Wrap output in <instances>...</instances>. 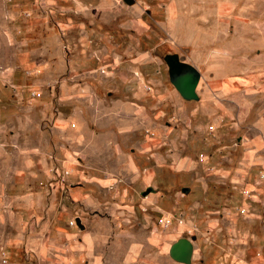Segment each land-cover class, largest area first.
I'll return each mask as SVG.
<instances>
[{
  "label": "rangeland",
  "instance_id": "obj_1",
  "mask_svg": "<svg viewBox=\"0 0 264 264\" xmlns=\"http://www.w3.org/2000/svg\"><path fill=\"white\" fill-rule=\"evenodd\" d=\"M0 91V264H264V0H0Z\"/></svg>",
  "mask_w": 264,
  "mask_h": 264
},
{
  "label": "water",
  "instance_id": "obj_2",
  "mask_svg": "<svg viewBox=\"0 0 264 264\" xmlns=\"http://www.w3.org/2000/svg\"><path fill=\"white\" fill-rule=\"evenodd\" d=\"M127 4H131L133 0H123ZM168 55H164L163 59L165 60ZM167 77L169 83L178 93V95L184 100H196V85L199 79V73L195 67L191 64L180 62L176 71H167ZM185 187L181 188V191H185ZM149 189H146L142 192V195L146 194ZM194 239V236L190 238L179 237L176 240L172 241L169 244L167 253L168 256L178 262L183 264H189L192 255V243L191 240Z\"/></svg>",
  "mask_w": 264,
  "mask_h": 264
},
{
  "label": "crops",
  "instance_id": "obj_3",
  "mask_svg": "<svg viewBox=\"0 0 264 264\" xmlns=\"http://www.w3.org/2000/svg\"><path fill=\"white\" fill-rule=\"evenodd\" d=\"M219 6H220V4H219ZM219 6L217 7V8H219ZM220 11H219V9H217V14H220L219 13ZM216 13V12H215ZM219 22H221V21H219ZM219 22H216L215 24H213L212 25V28H211V31H212V33H210L209 32V30H204V27L202 26L201 27V30H200V27H199V31H198V36L200 37H202V41L204 40V39H208L209 38V36H212V40L213 41H216L217 39L218 40H220V41H222L223 40V37L224 36H226V35H231L232 33H235L236 31H234V30H231V25H225L224 27H223V25L225 24V23H219ZM244 28H243V30L241 29V30H238L237 31V35H239V36H242L243 35V37H244V39L246 38V37H249V39H248V41H250L251 39H250V37L252 36V25H251V20H249V24L247 25V26H245V22H244ZM204 42V41H203ZM248 45H250V43H248ZM197 71H198V73H199V79H200V74H201V72H200V69H199V65H197V69H196ZM199 79H198V81H199ZM198 83V82H197ZM197 86V85H196ZM2 93L3 92H1L0 91V95L2 96ZM2 99V98H1ZM183 188V187H182ZM186 188V187H185ZM185 191H186V189H185ZM249 205H250V200L249 199H246V198H244L243 196H242V198H241V200H240V202H239V205L237 206V210H238V208L239 207H243V208H248L249 207ZM248 211V210H247ZM247 212H244V213H242V214H246ZM241 214V213H240ZM195 238V237H194ZM192 241V240H191ZM193 251V250H192Z\"/></svg>",
  "mask_w": 264,
  "mask_h": 264
},
{
  "label": "flooded vegetation",
  "instance_id": "obj_4",
  "mask_svg": "<svg viewBox=\"0 0 264 264\" xmlns=\"http://www.w3.org/2000/svg\"><path fill=\"white\" fill-rule=\"evenodd\" d=\"M169 55L170 56L165 57L166 59L164 60V62L166 64L167 71L173 72L177 70L178 65L181 61L177 59V56L175 54H169Z\"/></svg>",
  "mask_w": 264,
  "mask_h": 264
},
{
  "label": "built area",
  "instance_id": "obj_5",
  "mask_svg": "<svg viewBox=\"0 0 264 264\" xmlns=\"http://www.w3.org/2000/svg\"><path fill=\"white\" fill-rule=\"evenodd\" d=\"M34 94L38 95L37 93H34V92H33L32 95H34ZM241 194H242V196H243L244 198H246V199H250V194H249V191H248L247 189H242V190H241ZM246 209H248V208H246ZM246 209L243 208V207H239V208H238V212L242 214V213H244V212H247ZM159 221L162 222V223H164V224L168 223L167 220H166V221H163L162 218L159 219ZM72 223H73V222L71 221L69 224H72Z\"/></svg>",
  "mask_w": 264,
  "mask_h": 264
}]
</instances>
